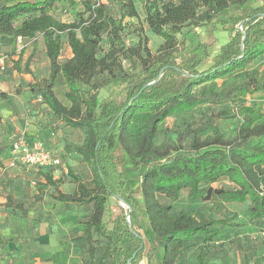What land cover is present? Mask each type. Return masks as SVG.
Listing matches in <instances>:
<instances>
[{
	"label": "trees",
	"instance_id": "obj_1",
	"mask_svg": "<svg viewBox=\"0 0 264 264\" xmlns=\"http://www.w3.org/2000/svg\"><path fill=\"white\" fill-rule=\"evenodd\" d=\"M79 1L83 9L69 22L58 16L75 9L77 0H0V42L12 53L17 37L30 41L33 50L37 39L42 40L48 75L34 76L27 86L53 118L82 137L71 144V151L87 166L89 185L73 176L74 191L57 190L55 199L91 206L80 221L89 264L97 252L94 234L104 242L98 264H126L131 258L129 264L143 258L149 263L157 251L161 264H183L181 255L195 242L206 245L222 239L219 227L229 218L175 209L161 202L160 195L175 201L186 191L190 201H197L216 192L226 202L249 201L247 218L256 221L262 233L264 113L257 107L238 108V99L255 92L264 95V73L243 72L264 55V0H116L117 21L101 0ZM135 1L141 4L144 25L161 39L154 51L144 29L124 20L141 18ZM216 23L229 30V39L212 64L200 70L209 56L208 45L196 40L186 48L183 29L214 28ZM128 26L136 36L131 44L121 34ZM64 41L70 56L61 59ZM186 49V58L178 61ZM119 78L125 80L122 99L98 97L100 89ZM58 83L65 88L62 100L55 93ZM229 106L236 112L231 115L240 118L227 133L220 120ZM168 118L175 120L174 126L163 124ZM118 150L137 171L142 212L134 191L126 187ZM31 171L58 189L61 178L54 168ZM220 179L232 186L212 188ZM115 196L126 208L119 205L115 214L107 215L108 199ZM146 222L151 231L148 246L141 234ZM38 235L35 230L16 238L21 264L33 260ZM11 253L6 242L0 243V260ZM205 256L201 249L191 264H204Z\"/></svg>",
	"mask_w": 264,
	"mask_h": 264
},
{
	"label": "rangeland",
	"instance_id": "obj_2",
	"mask_svg": "<svg viewBox=\"0 0 264 264\" xmlns=\"http://www.w3.org/2000/svg\"><path fill=\"white\" fill-rule=\"evenodd\" d=\"M101 2L105 5L106 11L116 21L120 19L116 0H101ZM135 5L141 18H139V20L136 18H125L124 20L134 22L144 29V32L148 36V45L154 51L157 45L161 42V39L152 34L144 25L142 21L143 14L141 4L138 1H135ZM82 9L83 5L81 4V1L77 0L75 9L70 11L71 14L67 12L58 17L64 21L71 22L78 18L76 14L77 12H81ZM207 27L208 25L190 29L188 27L184 28L183 32L186 33V48L196 40H199L200 42L207 44L209 49V44L212 41L210 42V33L205 32ZM209 27H211V25ZM121 34L127 44H131L136 40L132 26L124 28ZM37 42L36 50L32 49L30 41H25L22 47H17L15 45L14 52L12 53H10V49L8 50L7 48L0 47V58H2L5 63V70L0 72V76H9L10 89H13L16 86L18 80L29 78L32 82L34 76L40 78L42 73H45L47 76L46 63L48 61L45 53H43L41 49V39L39 38ZM102 45L106 48V43L104 41L102 42ZM68 53V46L64 41L61 59H65ZM186 55L187 49L180 54L178 61L186 58ZM124 64L125 66L127 65L126 62ZM26 68L30 70V73H26ZM14 70L17 73H15V76L13 77L12 74L15 72ZM261 72L264 73V67H262ZM124 86L125 80L123 78L114 79L108 86L99 90L98 97L120 100L123 96L122 89ZM64 90V86L60 83L55 86V93L58 98L64 99ZM239 99L241 100V98ZM253 102L254 101H239L238 108L246 107L248 110H251L249 104L251 105L252 103L253 107L260 108L264 113V109L261 106L262 102ZM222 112L226 116L220 120L221 127L229 133L232 127L237 124L240 117H234L231 115L236 113L232 106L225 108ZM29 116V112L23 111V119L27 118L29 121ZM41 116L47 121L46 123L48 125L50 124L52 126L51 129L53 135H55V141L61 142V144H58L55 148L47 142L46 147L51 151L59 148L58 151L53 152L59 156L63 168H65L66 171H63L62 167L58 168V172L55 176H59L61 182L58 183V189H55L52 185L48 184L46 179H43L40 174L36 175L30 170L31 176L29 179L24 180V183L20 184V197L16 200H13L12 191L7 189V186L5 185L0 196L7 197L6 205L13 207L11 211L15 217L5 218V215L4 217L2 216L4 211H1L0 232L6 230L11 233L10 235L16 237L10 240V246L13 250L11 256H14L13 259L10 263H7V260H10L8 258L5 263L0 264H21V253L16 252L17 243L15 240L20 235H32L35 230L39 232V235L34 238L35 251L32 254L33 260L28 264L46 263V255L47 257L51 254L54 255L56 249L61 250L63 255L68 258V264H89L87 245L83 237L80 221L87 216L91 206L60 203L55 199L57 190L65 193H72L74 191L75 182L73 181V176L79 177L81 181L89 185L90 173L87 166L81 161L77 154L71 151V144L78 143L82 137L78 131H64L65 125H63V123H56V119L49 113L42 112ZM163 124L174 126L175 120L173 118H168ZM116 158L120 170H122L127 176L126 187L134 191L135 197L140 202L138 211L142 212L141 197L137 190V185L139 183L137 171L131 168L123 151L118 150ZM62 171L63 173H60ZM211 186L214 189H226L230 188L232 185L227 183L226 180L220 179L217 182L212 183ZM159 200L163 203L172 204L175 209L190 210L194 213H201L206 217L229 218V223H227V225L219 227L222 239H215L210 244L206 245L195 242L181 255L180 259L183 264H191L201 249L206 253L204 261H206L207 264H264V237L260 233L259 224H257L256 221H249L247 218L246 208L249 205V201L242 203L226 202L223 200V196L216 192H212L206 199L190 201L187 198L186 191H183L182 196L178 200L173 201L162 195L159 196ZM13 204L15 205L12 206ZM18 204H20V206H18ZM119 205L126 208L124 203L118 201L114 197H110L108 199V211L106 214H115L118 211ZM4 209L5 207L3 210ZM107 215L105 219L107 218ZM141 234L144 244L148 246V239L151 235V231L147 222L144 224ZM94 237L97 238V252L93 264H98V255L101 252L104 242L95 234ZM44 246L45 248H43ZM146 264H161L160 252H155L152 260L149 263L146 261Z\"/></svg>",
	"mask_w": 264,
	"mask_h": 264
},
{
	"label": "crops",
	"instance_id": "obj_3",
	"mask_svg": "<svg viewBox=\"0 0 264 264\" xmlns=\"http://www.w3.org/2000/svg\"><path fill=\"white\" fill-rule=\"evenodd\" d=\"M209 26L210 25H208L207 29H205V32L210 33V36H211L210 42L211 41L212 42L209 44V49H208L209 56L198 67V69L200 70L206 69L212 64L213 56L218 54L220 50V46L228 41L229 35H230L229 30L223 29L220 23H216L214 28L209 27ZM41 45H42L41 49L44 53V46H43L42 40H41ZM0 47L7 48L8 50L10 49L8 46L2 44L1 42H0ZM68 51L69 53L67 57L70 56L69 48H68ZM262 63L264 64V55L249 62L248 65L243 70V72L246 75H250L252 73H255L257 75L261 74L263 73L261 72L262 67H264ZM48 68H49V62L46 63L47 75L49 71ZM15 73L17 72L16 71L13 72L12 74L13 77L15 76ZM8 77L7 75L0 76V194L3 192V188H5V185H6L7 186L6 188L12 191L13 200H16L18 199V197H20V184L24 183L23 181L26 179H29V177L31 176L30 174L31 168L22 167V166H15V167L7 166V162L9 159V145H10L11 134L15 130L21 129L24 126V119L22 118L23 111L24 112L27 111L30 113L29 125H28V139H30V141L38 140V139L43 142L46 141V143L49 142V145H51L54 148L58 144L60 145L61 142L55 141V138H54L55 135H53L51 131L52 126L50 124L48 125L46 123L47 121H45L44 118H42L41 116L42 112L49 113V111L46 108L44 103L37 102L34 96V93L29 90V87L27 86V84L31 82L30 81L31 79L26 78L25 80H18V82L16 83V86L13 89H10ZM41 77H46L45 73H42L40 78ZM239 101H254L253 103H255L256 101L258 102L260 101L262 102L261 106L264 109V95L260 92H255L245 97H241V100L238 99V102ZM249 106H251V110H252L253 109L252 103L251 105L249 104ZM244 108L247 111H250L246 107ZM56 123L61 124L62 122H60L59 120H56ZM64 127H65L64 131L66 132L67 131L68 132L77 131L67 126H64ZM58 150L59 148H56L53 151H58ZM16 203H20V202H16ZM6 204H7V197L0 196V213L1 211H4L2 215L3 217L5 215V218L6 217L14 218L15 216L13 215V212L11 211L13 207H9ZM14 205L15 204H13L12 206ZM18 206H20V204H18ZM4 207L5 209L3 210ZM2 216H0V218ZM10 234L11 233H9L6 230L1 231L0 232V243L6 242L9 248L12 250L10 246V240L15 238L16 236H12ZM43 248H45V246ZM13 257L14 256L10 255L9 258H13ZM45 260H46V263H41V264H68V261H69L68 258H66L63 255L62 251L57 250V249L56 251H54V255L51 254L48 257L46 255ZM5 261L6 259L0 260V263H5ZM136 264H146V259L143 258ZM204 264H207V262L204 261Z\"/></svg>",
	"mask_w": 264,
	"mask_h": 264
},
{
	"label": "built area",
	"instance_id": "obj_4",
	"mask_svg": "<svg viewBox=\"0 0 264 264\" xmlns=\"http://www.w3.org/2000/svg\"><path fill=\"white\" fill-rule=\"evenodd\" d=\"M24 40L17 37L15 45L22 47ZM5 70V63L0 58V72ZM38 102H42L40 97H37ZM28 119L24 118V126L21 129L15 130L11 134L9 145V159L7 162L8 167L22 166L27 168H54V175L58 172V168L63 164L58 155L49 150L43 141L28 139ZM63 171H66L63 168ZM264 237V231H262Z\"/></svg>",
	"mask_w": 264,
	"mask_h": 264
},
{
	"label": "water",
	"instance_id": "obj_5",
	"mask_svg": "<svg viewBox=\"0 0 264 264\" xmlns=\"http://www.w3.org/2000/svg\"><path fill=\"white\" fill-rule=\"evenodd\" d=\"M262 15H264V14H262ZM242 25H243V23L241 22V23H239V29H241L242 28ZM243 39H244V35H243V37H242V40H241V44H242V41H243ZM115 198L118 200V201H121L122 203H124L118 196H115ZM129 211H130V209H129ZM127 216H128V214H127ZM132 259V258H131ZM131 259H129L128 261H127V263L126 264H129L130 263V261H131Z\"/></svg>",
	"mask_w": 264,
	"mask_h": 264
}]
</instances>
